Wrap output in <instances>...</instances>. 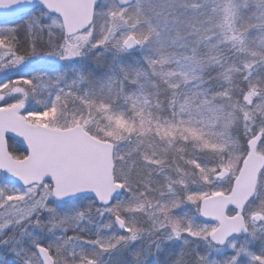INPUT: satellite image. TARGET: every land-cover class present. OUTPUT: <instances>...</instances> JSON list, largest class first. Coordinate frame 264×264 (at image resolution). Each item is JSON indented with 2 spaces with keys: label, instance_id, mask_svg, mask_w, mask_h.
Masks as SVG:
<instances>
[{
  "label": "snow or ice",
  "instance_id": "obj_1",
  "mask_svg": "<svg viewBox=\"0 0 264 264\" xmlns=\"http://www.w3.org/2000/svg\"><path fill=\"white\" fill-rule=\"evenodd\" d=\"M0 16V264H264V0Z\"/></svg>",
  "mask_w": 264,
  "mask_h": 264
},
{
  "label": "trees",
  "instance_id": "obj_2",
  "mask_svg": "<svg viewBox=\"0 0 264 264\" xmlns=\"http://www.w3.org/2000/svg\"><path fill=\"white\" fill-rule=\"evenodd\" d=\"M15 23H18V21H14L13 19H10L7 21H0V25H3V26H11Z\"/></svg>",
  "mask_w": 264,
  "mask_h": 264
},
{
  "label": "water",
  "instance_id": "obj_3",
  "mask_svg": "<svg viewBox=\"0 0 264 264\" xmlns=\"http://www.w3.org/2000/svg\"><path fill=\"white\" fill-rule=\"evenodd\" d=\"M6 19H9V18H5L3 16H0V20H6Z\"/></svg>",
  "mask_w": 264,
  "mask_h": 264
}]
</instances>
